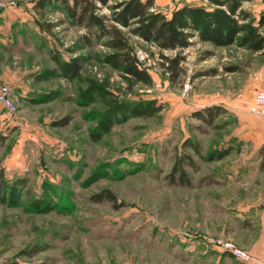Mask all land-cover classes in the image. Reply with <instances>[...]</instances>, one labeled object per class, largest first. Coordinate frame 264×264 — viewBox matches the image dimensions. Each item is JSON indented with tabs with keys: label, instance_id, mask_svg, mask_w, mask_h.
Wrapping results in <instances>:
<instances>
[{
	"label": "rangeland",
	"instance_id": "374dc122",
	"mask_svg": "<svg viewBox=\"0 0 264 264\" xmlns=\"http://www.w3.org/2000/svg\"><path fill=\"white\" fill-rule=\"evenodd\" d=\"M37 1L0 0L8 4L0 17V73L18 84L17 119L0 105V172L18 184L15 196L0 200V264H198L197 253L214 245L224 225L214 209L230 194L214 172L264 142L250 134L257 127L260 135L264 119L249 109L264 53L196 43L185 50V73L173 82L160 50L132 36L153 77L152 84L132 85L105 61L106 39L87 45L86 29L68 20L60 3L38 11ZM155 3L164 13L207 4ZM244 7L264 14V0ZM55 52L78 57L80 75H64ZM91 81L121 100L154 98L163 108L152 116L118 112L112 129L101 133L113 99L105 91L86 93ZM214 104L224 111L213 124L193 115ZM184 155L196 164L185 166L191 184L171 177ZM105 189L116 200L94 201Z\"/></svg>",
	"mask_w": 264,
	"mask_h": 264
},
{
	"label": "trees",
	"instance_id": "16d2710c",
	"mask_svg": "<svg viewBox=\"0 0 264 264\" xmlns=\"http://www.w3.org/2000/svg\"><path fill=\"white\" fill-rule=\"evenodd\" d=\"M205 1L207 4L186 3L175 7L170 13L159 10L155 0H38L34 8L39 11L45 9L50 2L52 5L60 3L68 20L86 29L84 39L87 45L92 46L106 39L103 44L110 51L105 54V61L121 71L130 84L135 85L152 84L153 77L132 44V36L142 38L160 50L161 65L173 82L185 73V50L196 43H211L216 46L237 44L252 51L264 48V14L257 19L250 9L244 7L251 0ZM104 7L109 12H104ZM43 25L45 30H52L51 24ZM166 51H174V54H167ZM51 57L64 75L72 78L80 75L82 67L78 57L65 59L57 52ZM100 91H105L113 99L99 124L101 133L112 129L118 112L124 116H152L163 108L154 98L121 100L114 97V92L94 81H91L86 93ZM88 98L92 99V96ZM223 111L221 106L213 105L198 110L193 115L213 124ZM95 138L100 139L101 135ZM192 147L194 151L200 152L198 144ZM186 163L196 166L192 157H178L171 171L173 182L191 184V178L185 169ZM17 185L11 184L5 174L0 172V200H9L10 196H15ZM93 200L115 201L116 196L113 191L105 189L95 194Z\"/></svg>",
	"mask_w": 264,
	"mask_h": 264
},
{
	"label": "crops",
	"instance_id": "0c3cea01",
	"mask_svg": "<svg viewBox=\"0 0 264 264\" xmlns=\"http://www.w3.org/2000/svg\"><path fill=\"white\" fill-rule=\"evenodd\" d=\"M256 9L258 8H250L253 13ZM2 15L4 13H1L0 17ZM254 15L259 19L260 16ZM256 52L263 54L264 48ZM257 70L258 79L254 86L256 90L264 87V59ZM7 80L14 95L18 84L12 79ZM258 123L260 135L258 136L257 127L250 130V134L254 133L255 137L264 138V121L258 120ZM261 143L262 141L260 144H252L248 148L252 149L250 153L247 154L246 148L240 158L236 157L226 164H219L213 174L219 185L230 187L228 199H223L222 203L220 201L219 206L214 209V215L224 218V225L218 236L235 240L252 258H238L215 245L205 243L197 253L198 264H264V142ZM238 189L240 192L235 191Z\"/></svg>",
	"mask_w": 264,
	"mask_h": 264
},
{
	"label": "built area",
	"instance_id": "2783aa9c",
	"mask_svg": "<svg viewBox=\"0 0 264 264\" xmlns=\"http://www.w3.org/2000/svg\"><path fill=\"white\" fill-rule=\"evenodd\" d=\"M8 4L0 2V12ZM0 105L12 119H17V107L12 96L10 83L0 73ZM250 112L264 119V87L256 90L253 101L250 105ZM213 244L224 252L231 253L233 256L243 259L251 257L249 252L239 249L233 242L224 239L223 237H214Z\"/></svg>",
	"mask_w": 264,
	"mask_h": 264
}]
</instances>
